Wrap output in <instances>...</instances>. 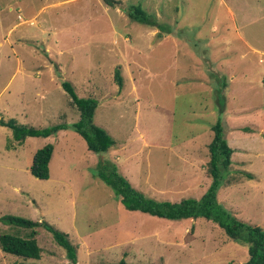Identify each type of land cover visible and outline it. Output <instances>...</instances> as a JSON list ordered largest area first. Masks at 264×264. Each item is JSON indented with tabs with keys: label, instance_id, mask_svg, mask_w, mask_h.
I'll use <instances>...</instances> for the list:
<instances>
[{
	"label": "rangeland",
	"instance_id": "obj_1",
	"mask_svg": "<svg viewBox=\"0 0 264 264\" xmlns=\"http://www.w3.org/2000/svg\"><path fill=\"white\" fill-rule=\"evenodd\" d=\"M132 5L165 31L128 17ZM62 80L97 100L93 122L114 140L106 152L89 150L74 130L79 112ZM0 119L65 123L22 142L0 124V217L68 233L78 264L244 262L247 248L213 221L128 210L97 173L115 169L157 200L199 198L210 183L211 125L220 120L234 152L217 200L264 229V0H0ZM48 143L49 177L41 179L29 165ZM36 230L40 258L0 247V264H67L51 233ZM28 232L0 220V235Z\"/></svg>",
	"mask_w": 264,
	"mask_h": 264
},
{
	"label": "trees",
	"instance_id": "obj_2",
	"mask_svg": "<svg viewBox=\"0 0 264 264\" xmlns=\"http://www.w3.org/2000/svg\"><path fill=\"white\" fill-rule=\"evenodd\" d=\"M112 5L113 0H105ZM127 15L135 21L157 27L164 32V27L155 18L150 16L140 5H132L127 10ZM161 34V33H160ZM56 67V66H55ZM114 77L121 87L123 77L120 66L115 67ZM61 86L66 91L70 103L78 110L79 119L73 124L74 130L85 140L87 148L96 153L106 152L113 144L112 137L100 126L93 122L97 100L93 97H79L73 85L66 80L61 81ZM0 124L12 130L13 139L22 142L28 136L47 137L66 128L65 123H57L50 127L38 128L18 123L14 119H0ZM212 138L207 144L208 161L207 172L210 183L205 192L199 197H185L179 201L157 200L146 196L136 189L131 183L115 169L111 171L99 170L98 177L107 184L117 196L119 202L128 210L141 211L152 216L167 219H196L203 217L213 221L220 227L232 241L247 248L248 258L241 263L229 262L226 264H264V229L262 226L249 223L226 210L217 200V191L224 178L223 172L228 171L231 165V156L234 149L224 137L223 124L217 120L211 125ZM53 146L48 143L38 148L29 165V171L38 178L49 177V161ZM247 178H252V173L243 170ZM230 181H228L229 183ZM4 223L28 228L27 237L23 238L11 234L0 235V247L4 252L24 258H40L41 247L35 235L37 227L49 231L53 240L65 250L67 264H78L77 246L70 241L68 233L61 231L44 220H31L17 215L5 214L0 217ZM109 264H128L125 259ZM149 264V263H145Z\"/></svg>",
	"mask_w": 264,
	"mask_h": 264
},
{
	"label": "built area",
	"instance_id": "obj_3",
	"mask_svg": "<svg viewBox=\"0 0 264 264\" xmlns=\"http://www.w3.org/2000/svg\"><path fill=\"white\" fill-rule=\"evenodd\" d=\"M18 18H20V15H18Z\"/></svg>",
	"mask_w": 264,
	"mask_h": 264
}]
</instances>
